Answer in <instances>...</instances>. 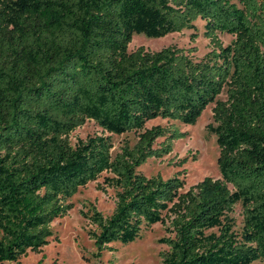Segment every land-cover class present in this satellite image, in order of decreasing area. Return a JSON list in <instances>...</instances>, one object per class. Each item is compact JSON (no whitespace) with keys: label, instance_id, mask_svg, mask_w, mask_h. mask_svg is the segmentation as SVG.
Instances as JSON below:
<instances>
[{"label":"trees","instance_id":"1","mask_svg":"<svg viewBox=\"0 0 264 264\" xmlns=\"http://www.w3.org/2000/svg\"><path fill=\"white\" fill-rule=\"evenodd\" d=\"M197 21L201 58L196 47L128 52L134 35L191 31L193 43ZM211 104L220 178L183 192L180 174L145 176L187 137L146 124L193 126ZM87 121L99 133L72 144ZM127 133L136 142L112 156V136ZM103 173L112 214L81 213L98 255L161 224V264L264 261V0H0V264L56 240L51 224Z\"/></svg>","mask_w":264,"mask_h":264},{"label":"rangeland","instance_id":"2","mask_svg":"<svg viewBox=\"0 0 264 264\" xmlns=\"http://www.w3.org/2000/svg\"><path fill=\"white\" fill-rule=\"evenodd\" d=\"M203 22L195 23L199 37L191 42V31L172 34L159 39L147 38L144 35H134L128 47V52L137 48L149 51H160L168 46L179 48L196 47V57L201 58L209 51V41L202 37ZM224 45H228L232 37L226 34L219 35ZM224 98L220 96L219 99ZM213 104L206 107L193 126H186L177 122L165 120H154L146 124L147 128L155 125L174 126L179 131L187 133L183 140L174 142L173 151L161 160L151 159L140 170L147 177L160 175L163 179L171 178L180 174L185 182L183 189L187 191L191 186L197 184L206 177L220 178L216 160L218 148L215 138L206 127L212 117ZM100 129L93 122L87 121L82 127L76 129L70 135V141L75 144L79 139L99 133ZM125 142L133 145L136 142V134L127 133L121 136H112V156L119 152ZM108 174L103 173L101 177L85 187L79 189L78 193L69 200L72 210L68 214L51 224L54 238L50 243L38 252H28L18 264H161L160 254L167 250L159 240L167 236L165 226L156 224L144 230L139 239L131 244H111L108 249L99 251L93 242L88 239L87 231L91 228L81 213H89L95 208L104 216L112 214L114 210L113 192L104 187L103 180ZM235 221V231L242 227V207L237 204L229 214ZM8 264V263H4ZM253 264H264V261H256Z\"/></svg>","mask_w":264,"mask_h":264}]
</instances>
